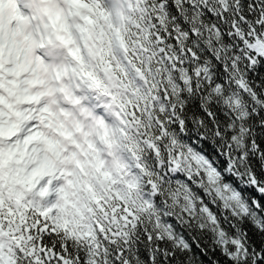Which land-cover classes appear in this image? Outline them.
<instances>
[{"label": "snow or ice", "instance_id": "6c2138e0", "mask_svg": "<svg viewBox=\"0 0 264 264\" xmlns=\"http://www.w3.org/2000/svg\"><path fill=\"white\" fill-rule=\"evenodd\" d=\"M0 264H264V0H0Z\"/></svg>", "mask_w": 264, "mask_h": 264}]
</instances>
